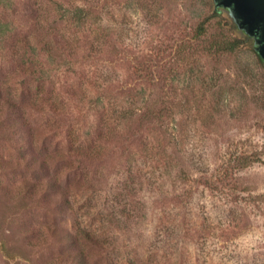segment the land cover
Returning <instances> with one entry per match:
<instances>
[{"label": "rangeland", "instance_id": "374dc122", "mask_svg": "<svg viewBox=\"0 0 264 264\" xmlns=\"http://www.w3.org/2000/svg\"><path fill=\"white\" fill-rule=\"evenodd\" d=\"M216 11L0 0V264H264V65Z\"/></svg>", "mask_w": 264, "mask_h": 264}, {"label": "water", "instance_id": "95a60500", "mask_svg": "<svg viewBox=\"0 0 264 264\" xmlns=\"http://www.w3.org/2000/svg\"><path fill=\"white\" fill-rule=\"evenodd\" d=\"M216 9L230 12L238 28L255 40V50L264 61V0H214Z\"/></svg>", "mask_w": 264, "mask_h": 264}, {"label": "trees", "instance_id": "16d2710c", "mask_svg": "<svg viewBox=\"0 0 264 264\" xmlns=\"http://www.w3.org/2000/svg\"><path fill=\"white\" fill-rule=\"evenodd\" d=\"M221 10H222V8L217 9V11H216L217 15H220ZM77 11H78L79 14H82L83 16H84V14L86 12L83 9H78ZM228 14H229V17H227V21H229V23L232 24V29L231 30H232V32H237L238 35L233 37V40L226 45V47L223 49V52L224 53H232V54H234L236 52L242 53V52L246 51L247 49H249L250 47H252V48L254 47L253 51L259 57V55L257 54V52L255 50V40H254V38L248 36L245 32L241 31L238 28L237 24L235 23V21H234V19L231 16L229 11H228ZM80 18H81V16H79L78 19L76 18V21L80 22V20H82ZM205 25H206V23L202 24L201 27L199 28L200 36H203L205 34V32H206V26ZM239 32H241V34H239ZM23 58L29 60V58L27 56H25V55L23 56ZM52 59H54V58H53L52 55H50V56H48L47 60L49 61L48 62L49 65L53 67L55 62H54V60L51 62L50 60H52ZM261 62L264 65V61L262 60ZM32 69H33V72H32L33 74L32 75L36 76L37 81L38 80L39 81H43L44 77L47 74L46 70L44 69V66H43V69L40 68L39 71H37L34 67H32ZM89 234H90V232H88V231H84L83 232L84 236L86 235L87 237H89ZM88 241H90L91 243H94L93 240L89 239Z\"/></svg>", "mask_w": 264, "mask_h": 264}]
</instances>
